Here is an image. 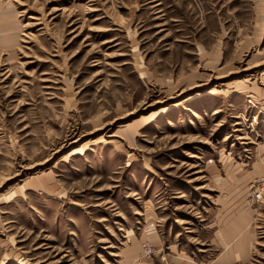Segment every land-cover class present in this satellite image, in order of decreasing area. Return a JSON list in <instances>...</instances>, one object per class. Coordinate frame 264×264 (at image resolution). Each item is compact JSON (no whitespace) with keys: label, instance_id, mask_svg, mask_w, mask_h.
Returning <instances> with one entry per match:
<instances>
[{"label":"rangeland","instance_id":"1","mask_svg":"<svg viewBox=\"0 0 264 264\" xmlns=\"http://www.w3.org/2000/svg\"><path fill=\"white\" fill-rule=\"evenodd\" d=\"M225 204L264 264V0H0V264H210Z\"/></svg>","mask_w":264,"mask_h":264},{"label":"crops","instance_id":"2","mask_svg":"<svg viewBox=\"0 0 264 264\" xmlns=\"http://www.w3.org/2000/svg\"><path fill=\"white\" fill-rule=\"evenodd\" d=\"M235 207L237 206L234 204ZM226 212L221 216V229L216 235L221 239V252L210 264H233L237 259L246 260L251 247L252 235L249 232L251 211L244 207H234L225 204ZM236 210V211H235ZM176 264H195L185 256H178Z\"/></svg>","mask_w":264,"mask_h":264},{"label":"built area","instance_id":"3","mask_svg":"<svg viewBox=\"0 0 264 264\" xmlns=\"http://www.w3.org/2000/svg\"><path fill=\"white\" fill-rule=\"evenodd\" d=\"M262 191V190H261ZM260 194L258 190L255 191V193L251 192L250 187L248 188V191L246 192V198H254V196L257 198V196ZM248 202V201H247ZM249 203V202H248ZM146 254V253H145Z\"/></svg>","mask_w":264,"mask_h":264},{"label":"bare ground","instance_id":"4","mask_svg":"<svg viewBox=\"0 0 264 264\" xmlns=\"http://www.w3.org/2000/svg\"><path fill=\"white\" fill-rule=\"evenodd\" d=\"M74 152L71 153V155H73Z\"/></svg>","mask_w":264,"mask_h":264}]
</instances>
